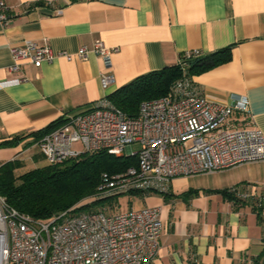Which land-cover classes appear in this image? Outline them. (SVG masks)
<instances>
[{"label": "crops", "instance_id": "0c3cea01", "mask_svg": "<svg viewBox=\"0 0 264 264\" xmlns=\"http://www.w3.org/2000/svg\"><path fill=\"white\" fill-rule=\"evenodd\" d=\"M5 1L10 17L0 23V143L65 119L142 74L185 62L187 54L194 59L229 46L230 60L190 76L211 100L247 96V122L264 132V0ZM28 40L54 51L76 52L97 40L118 49L109 70L102 57L90 54L87 60L59 56L41 66L25 61L12 72L11 48ZM102 72L114 75L107 89ZM23 76L24 82L1 84ZM33 140L29 135L0 145V164L47 165ZM232 189L249 197L225 193ZM136 196L139 204L131 201L130 208L161 210V247L152 264H254L264 249V162L178 176L169 193Z\"/></svg>", "mask_w": 264, "mask_h": 264}, {"label": "built area", "instance_id": "2783aa9c", "mask_svg": "<svg viewBox=\"0 0 264 264\" xmlns=\"http://www.w3.org/2000/svg\"><path fill=\"white\" fill-rule=\"evenodd\" d=\"M9 11L6 1L0 0V23H8ZM117 49L97 40L92 47L81 46L76 52L54 51L47 43L28 40L24 47L11 48L14 63L10 70L19 72L25 61L41 66L59 56L87 60L90 54L102 57L109 70ZM180 64L183 75L167 94L142 101L137 116H129L104 96L69 114L36 140L38 152L48 165L102 150L136 156V165L101 174L96 192L89 196L95 200L136 192L166 194L178 176L264 162V132L247 122V96L231 94L226 103L211 100L188 74L186 61ZM27 79L16 77L1 84ZM113 82V74L101 73L104 89ZM135 143H139L138 149L133 148ZM231 191L240 198L249 197ZM79 207L77 203L49 219H38L12 206L0 194V264H152L158 256L163 230L159 207L113 212L109 211L111 204L78 211Z\"/></svg>", "mask_w": 264, "mask_h": 264}, {"label": "trees", "instance_id": "16d2710c", "mask_svg": "<svg viewBox=\"0 0 264 264\" xmlns=\"http://www.w3.org/2000/svg\"><path fill=\"white\" fill-rule=\"evenodd\" d=\"M231 47H225L206 56L186 61L188 74H199L231 59ZM183 75L182 65L174 64L142 74L108 95L111 102L129 116H137L142 101L168 93L171 85ZM66 119H59L49 126L25 136H16L0 145L15 144L33 135L36 141L52 131ZM136 156H117L107 151L85 154L76 159L33 167L23 173L16 170L22 162L14 160L0 165V194L14 207L34 218L49 219L55 213L69 209L97 190L103 172H120L136 165ZM231 195L233 192L226 191ZM142 195L139 192L133 193ZM232 196V195H231ZM109 198L97 199L90 206L77 210L93 209ZM254 264H264V249L254 258Z\"/></svg>", "mask_w": 264, "mask_h": 264}, {"label": "rangeland", "instance_id": "374dc122", "mask_svg": "<svg viewBox=\"0 0 264 264\" xmlns=\"http://www.w3.org/2000/svg\"><path fill=\"white\" fill-rule=\"evenodd\" d=\"M78 147H80V145H78ZM133 148L134 149H138L139 148V143H135L133 144ZM35 167V163L33 161H25L22 162L21 167H19L16 172L17 173H23L31 168ZM96 200L88 197H85L84 199H82L81 201L78 202L79 206H90V204H94ZM134 203V205L139 204V199L136 195L134 194H120L114 197H110L109 199H106L104 201L105 205H112L113 208H111L109 211H114V210H127L131 207V203Z\"/></svg>", "mask_w": 264, "mask_h": 264}]
</instances>
